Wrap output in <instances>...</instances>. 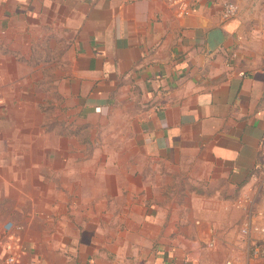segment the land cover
Returning a JSON list of instances; mask_svg holds the SVG:
<instances>
[{"label": "crops", "instance_id": "1", "mask_svg": "<svg viewBox=\"0 0 264 264\" xmlns=\"http://www.w3.org/2000/svg\"><path fill=\"white\" fill-rule=\"evenodd\" d=\"M34 33L62 44L67 88L85 105L131 98L147 146L246 186L264 210V0H0V80ZM143 228L151 236L122 243L114 264H184V242L198 243ZM22 242L17 264H52Z\"/></svg>", "mask_w": 264, "mask_h": 264}, {"label": "rangeland", "instance_id": "2", "mask_svg": "<svg viewBox=\"0 0 264 264\" xmlns=\"http://www.w3.org/2000/svg\"><path fill=\"white\" fill-rule=\"evenodd\" d=\"M28 46L0 80L1 255L18 235L52 264H114L122 243L137 244L154 225L170 238L198 239L184 242V264L246 259L235 206L252 195L246 186L230 191L225 178L202 177L147 146L131 98L85 105L67 88L56 38L34 33Z\"/></svg>", "mask_w": 264, "mask_h": 264}, {"label": "built area", "instance_id": "3", "mask_svg": "<svg viewBox=\"0 0 264 264\" xmlns=\"http://www.w3.org/2000/svg\"><path fill=\"white\" fill-rule=\"evenodd\" d=\"M238 13L237 6L232 2L223 4L222 17L234 18ZM98 110V108H96ZM235 206L242 212L243 220L239 228L241 239L247 247L246 259L242 262L236 258H228L223 264H253L264 260V210L258 208L252 195L241 194ZM13 229L12 223L3 225V231ZM210 245H212L210 243ZM28 247L21 241L18 235H9L4 243V255L0 258V264H17L20 258L26 254Z\"/></svg>", "mask_w": 264, "mask_h": 264}]
</instances>
